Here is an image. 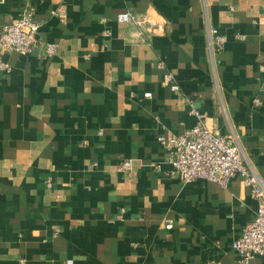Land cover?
<instances>
[{
  "label": "crops",
  "instance_id": "1",
  "mask_svg": "<svg viewBox=\"0 0 264 264\" xmlns=\"http://www.w3.org/2000/svg\"><path fill=\"white\" fill-rule=\"evenodd\" d=\"M26 9L37 48L0 75V264H235L259 201L241 175L183 184L160 138L194 108L264 181V0H0V34Z\"/></svg>",
  "mask_w": 264,
  "mask_h": 264
},
{
  "label": "built area",
  "instance_id": "2",
  "mask_svg": "<svg viewBox=\"0 0 264 264\" xmlns=\"http://www.w3.org/2000/svg\"><path fill=\"white\" fill-rule=\"evenodd\" d=\"M54 15L64 16L57 12ZM118 22L141 26L140 19L130 12L121 13ZM40 25L34 9H26L22 16L10 25L4 26L0 34V75L11 72V65L6 60L10 54L26 55L37 48ZM212 57L224 50L227 39L216 28L207 27ZM240 39L243 37H239ZM43 47V46H42ZM44 55L54 56L57 45L48 43L43 47ZM166 83L172 90L178 91L171 75L166 76ZM151 97V94H146ZM259 99L255 105H260ZM196 121L182 135L164 138L160 141L167 144L170 150V161L183 184L196 180H206L227 186L236 175H241L244 185L252 197L259 201L256 217L249 222L241 236L233 242L237 254L235 264H252L257 257H264V181L245 157L238 138L235 135L222 136L212 132L205 123V115L192 109ZM118 171L128 176L132 173V161L120 164ZM172 227L171 225L168 228ZM23 262V261H22ZM207 264H218L210 261Z\"/></svg>",
  "mask_w": 264,
  "mask_h": 264
}]
</instances>
